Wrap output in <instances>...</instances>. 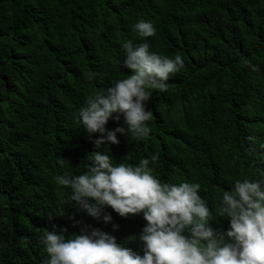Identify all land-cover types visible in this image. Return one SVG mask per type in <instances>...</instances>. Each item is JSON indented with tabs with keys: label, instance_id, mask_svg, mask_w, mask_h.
<instances>
[{
	"label": "trees",
	"instance_id": "obj_1",
	"mask_svg": "<svg viewBox=\"0 0 264 264\" xmlns=\"http://www.w3.org/2000/svg\"><path fill=\"white\" fill-rule=\"evenodd\" d=\"M138 19L152 20L156 35L139 37ZM129 39L181 54L184 67L167 91L153 90L148 138L118 134V144L101 149L109 147L116 163L126 153L130 164L158 154L154 175L199 182L211 222L225 228L223 191L264 174V0H0V264H43L41 236L52 224L66 234L99 229L141 249L132 237L146 223L142 215L121 217L108 207L113 219L105 223L55 182L86 170L94 146L78 110L128 74L120 60ZM119 123L109 119L106 127Z\"/></svg>",
	"mask_w": 264,
	"mask_h": 264
},
{
	"label": "clouds",
	"instance_id": "obj_2",
	"mask_svg": "<svg viewBox=\"0 0 264 264\" xmlns=\"http://www.w3.org/2000/svg\"><path fill=\"white\" fill-rule=\"evenodd\" d=\"M132 27L143 38L157 33L150 19H138ZM149 47L147 41H124L120 64L128 74L92 92L78 110L77 122L94 146L85 157L86 170L55 177L58 185L70 188L75 205L105 223L113 219L105 211L108 207L121 217L142 215L146 223L138 237H132L141 242V249L117 242L114 235L99 229L85 226L66 234V227L57 230L52 224L41 236L48 257L43 264H264V174L237 179L223 191L218 211L227 220L225 228L211 222L213 213L199 194V182H164L154 175L152 163L158 154L130 164L126 161L132 157L126 153L116 163L109 147L101 149L118 144V134L148 138L153 90L167 91L171 75L184 67L181 54L169 56ZM242 63L252 72L259 71V65L246 57ZM94 76L90 73L88 79ZM109 119L120 123L109 129ZM93 133L99 135L93 139ZM112 228L119 225L113 223Z\"/></svg>",
	"mask_w": 264,
	"mask_h": 264
}]
</instances>
